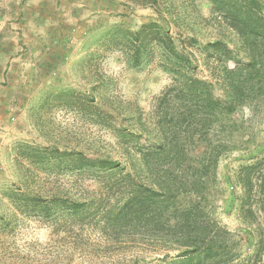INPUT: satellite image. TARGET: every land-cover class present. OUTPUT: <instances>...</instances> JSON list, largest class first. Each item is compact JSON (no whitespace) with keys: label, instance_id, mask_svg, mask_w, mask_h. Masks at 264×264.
<instances>
[{"label":"rangeland","instance_id":"1","mask_svg":"<svg viewBox=\"0 0 264 264\" xmlns=\"http://www.w3.org/2000/svg\"><path fill=\"white\" fill-rule=\"evenodd\" d=\"M255 1L264 14V0ZM149 23L190 55L195 77L215 84L218 93L217 72L234 63L221 62L209 44L220 42L245 56L239 36L204 0H0V264L181 260L175 246L129 234L113 241L112 231L101 235L104 223L97 218L107 208L79 211L61 203L103 191L93 161L84 157L128 167L133 152L122 143L124 135L138 134L132 142L139 148L160 140L154 126L163 109L158 100L172 77L156 50L132 61L141 45L124 38ZM164 112L170 117L174 110ZM229 123L235 126L229 138L219 123L208 132L184 126L175 136L187 146L186 164L203 159L208 143L219 151L232 146L220 151L203 205L229 234V254L204 264H264V184H256L252 207L240 208L243 189L236 175L264 152V102L237 110ZM196 140L202 147H195ZM197 200L191 193L177 199L182 206Z\"/></svg>","mask_w":264,"mask_h":264},{"label":"trees","instance_id":"2","mask_svg":"<svg viewBox=\"0 0 264 264\" xmlns=\"http://www.w3.org/2000/svg\"><path fill=\"white\" fill-rule=\"evenodd\" d=\"M204 1L212 6L216 19L223 20L241 39L245 53L243 60L220 42L209 44V48H215L222 57L221 62L227 64L231 60L234 63L231 67L223 65L217 72L218 93L215 84L195 77L190 55L184 49H178L158 24L149 23L137 32H126L125 39L136 40L141 45L133 49L132 61L139 62L150 50H156L162 69L172 77V86L158 100L163 109H160L162 112L154 126L160 140L157 146L148 144L139 148L137 142H132L140 137L138 134L124 135L125 142L122 143L133 152L127 158L128 167L120 168L119 163L110 158L91 160L84 157L93 161L97 185H103V191H89L80 200L71 196L61 199L64 208H79V211L107 208L109 211L97 220L104 223L100 228L101 235L112 231L113 241L129 234L160 242L170 250L177 247L181 260L172 264H204L214 260L219 253L229 254L225 237L229 234L216 227L208 218L207 206L203 205L207 203L205 193L210 188L211 176L215 177L212 173L217 169L220 151L232 147L228 142L220 146L219 151V147H210L208 143L201 152L203 159L186 164L187 146L175 136L185 132L184 126L191 130L199 127L208 132L214 123H219L227 137H232L235 126L229 123L230 117L243 107L264 102V14L261 8L255 0L243 3ZM152 45L155 46L151 49ZM164 108L174 110L173 114L167 116ZM186 119L189 120L186 122ZM193 134H198L197 130ZM196 141L195 147H202L198 143L201 140ZM236 175L243 189L240 208L245 205L251 208L256 197V184H264V152L240 166ZM187 193L194 194L199 200L182 206L177 199Z\"/></svg>","mask_w":264,"mask_h":264}]
</instances>
